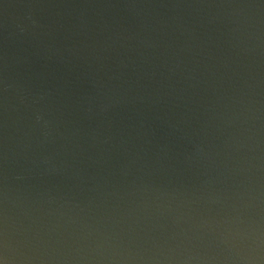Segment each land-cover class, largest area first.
<instances>
[{
    "label": "water",
    "instance_id": "1",
    "mask_svg": "<svg viewBox=\"0 0 264 264\" xmlns=\"http://www.w3.org/2000/svg\"><path fill=\"white\" fill-rule=\"evenodd\" d=\"M0 264H264V0H0Z\"/></svg>",
    "mask_w": 264,
    "mask_h": 264
}]
</instances>
